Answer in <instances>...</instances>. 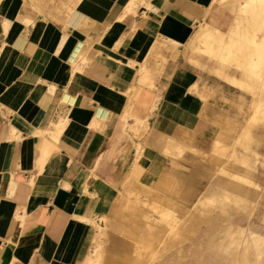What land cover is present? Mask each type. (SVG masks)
<instances>
[{
    "label": "crops",
    "instance_id": "obj_1",
    "mask_svg": "<svg viewBox=\"0 0 264 264\" xmlns=\"http://www.w3.org/2000/svg\"><path fill=\"white\" fill-rule=\"evenodd\" d=\"M45 1L41 11L0 0V264H99L101 246L91 252L90 242L104 201L136 167L141 184L154 164L179 171L176 159L153 155L151 135L200 133L202 70L181 47L199 23L226 30L233 13L215 0ZM214 2L228 11L225 25ZM211 78L247 105L245 92ZM216 115L218 126L232 117Z\"/></svg>",
    "mask_w": 264,
    "mask_h": 264
},
{
    "label": "bare ground",
    "instance_id": "obj_2",
    "mask_svg": "<svg viewBox=\"0 0 264 264\" xmlns=\"http://www.w3.org/2000/svg\"><path fill=\"white\" fill-rule=\"evenodd\" d=\"M31 1H33L36 8L41 11H44L48 6L45 0ZM215 1L228 8L233 13L230 24L226 30H219L207 22L199 23L186 42V44L188 43L190 46L189 50L184 48L185 50H183L181 54L188 60L187 62L195 63L200 71L204 69L210 71L214 76L226 81L230 86L245 91L246 94L251 97V102L247 104V109L240 107V109L243 110V114L245 113L246 115L242 114V116H240L231 141L224 142L217 139L220 136V127L218 126L216 136L213 137L215 147L214 149L212 147V150L220 155L226 152L225 150L228 148H231V151L221 156L226 157L224 160H221L218 155L212 157L213 159H211V161L214 162L211 163H216L218 174L212 175L211 178L208 179V185L203 187V189L200 188L198 194H196L194 200H192L191 207L196 210L199 215L198 217L193 216V220H189V223L186 224V222H183L181 224V228L188 230L190 234L188 237L184 234H182V236L186 239L193 237L195 233H197L199 225L203 224L209 242H211L218 233H224V240L227 241L229 247L228 255L232 258L231 263L246 264L245 262H248L247 264H264V236L262 234H257L251 227H247L245 228L246 233L242 236L243 226L238 223H236L238 229L236 233H233L234 222L225 225L223 227L224 231L222 228L219 229V226L215 224L216 220L221 222L225 219L228 220L232 215L231 211L235 214L242 213L249 218V208L251 207V209H253L261 196V191L258 187L259 184L254 178L256 175L259 176L260 173L255 166L257 164L258 168L259 165L264 166V154L259 153V157L256 154L253 158V163L255 162V165L252 164L251 166L248 162L249 155L247 151L251 150V147L260 144L264 135V0ZM62 6L66 7L67 4L63 1ZM197 41L202 45L196 44ZM145 74L148 76L147 72L144 70L141 76L143 77ZM144 79L141 81L148 80V78L146 80ZM197 81L196 77L193 80V84ZM142 83L145 82H141V84ZM135 88L137 89V87ZM256 128L259 129L254 130ZM153 146L160 151L159 154L163 153L164 157L169 156L174 159L183 156L186 149L194 150L193 144L183 142L163 132L160 133ZM139 149L140 146L137 147L136 152L141 154ZM190 155L192 156V154ZM195 159L194 161L197 162ZM209 160L208 162L210 163ZM202 161L200 160V162ZM223 162H229L230 164L228 166L227 163V167H224L223 164V167L219 168L220 164ZM235 179H238L239 182H236L237 180L235 181ZM210 183L212 187H209ZM143 187L144 186H142V188ZM167 203V206L159 214V219L152 221L150 224V222L148 223V221L144 219L145 213H143V215L139 214L140 222L145 220L147 225L156 228L160 221H169L172 216H177L179 210L184 209L176 200ZM181 215H184V212ZM219 215L221 217H219ZM181 217L183 218V216ZM174 218L170 223L173 222L174 225L172 227L175 226V229L178 230L180 227ZM260 223L264 224V215L260 217ZM178 236L180 237V235ZM220 242L221 239L219 240V243ZM85 264H97V262L87 260ZM171 264L178 263L173 262Z\"/></svg>",
    "mask_w": 264,
    "mask_h": 264
},
{
    "label": "rangeland",
    "instance_id": "obj_3",
    "mask_svg": "<svg viewBox=\"0 0 264 264\" xmlns=\"http://www.w3.org/2000/svg\"><path fill=\"white\" fill-rule=\"evenodd\" d=\"M214 3L215 12L218 13V18L222 20L225 25L230 19L224 15V13L228 11L227 9L222 8V6L216 2ZM196 44H199L198 41ZM184 48L189 50V44L185 43L183 50H185ZM189 64L194 69L198 67L193 62ZM199 70L200 69H197V71ZM200 73L201 77L199 78V86L203 89V95H201V93L200 98L206 103V107L202 110L200 115V133L193 131L190 134L180 135L179 137L183 142L192 143L194 145L195 151L186 149L184 152L185 156L183 155L176 157V163L178 166H175V168L180 172L171 171L172 169H170L171 167L169 166L162 170H158L159 165L154 164V167L151 171L152 180L148 184H141L138 182L141 168L136 167L134 170L135 173L132 177L134 179L133 183H125L120 194H111V196L104 201L103 213L99 215L94 221L96 224L102 226L103 229L99 235L94 237L93 242L92 240L90 242V246L92 245L90 250L91 252L97 245L101 246L99 264H171L175 261H182L183 264H234V262H229V259L231 261L232 258L228 255L229 247L227 241L224 240V233H218L216 237L212 239L211 242H209L207 239L205 226L200 224L197 233H195L193 237L186 239L182 236V234H184L188 237L190 234L188 230L181 228V224L183 222H186L187 224L190 222L189 220H193V216L198 217L199 215L197 214L198 212L191 207L192 200L195 198V189H203V187L208 185V179L211 178L212 175L218 174L217 167L215 165L216 163H211L214 162L211 161V159H213L212 157L218 155L221 160H224L226 157L221 156L231 151V148H228L225 150L226 152H223L222 155H220L218 153L216 154L212 150V147L213 149L215 147L212 137L216 136L215 130L217 131L218 125L222 119L221 116L216 115V111H220L222 113L226 112L232 116L231 118L227 117L226 124L219 126L220 136L217 139L224 142L231 141L233 137L235 127L241 115L238 111L243 114V110H241L240 107L236 105L237 103L231 102V99L234 97L225 91L227 86L223 84L220 86H214L213 84L215 83L211 78V76L214 74L210 71L202 70ZM222 81L226 82L224 80ZM207 82L212 83L214 87L206 86ZM187 88L191 91L198 90V88L194 86ZM234 89L238 91V94L245 92L237 88ZM204 93L206 95H204ZM178 98L179 97H175V100H179ZM250 102L251 97L248 95L247 104H250ZM243 108L247 109L248 105ZM258 129L259 128H256L254 130ZM150 135L151 134H149V136ZM157 138L158 137L155 133H153L151 138H149L150 145L154 150L153 155L163 156V158L166 161L168 160V163L170 164V161L173 159V157H164L163 153L159 154L160 151H158L156 147L152 146V144L157 141ZM251 148L252 149L248 150L247 153L249 155V165L252 166V164L255 165V162L253 163V158L256 156V154L258 157L259 153L264 154V135L260 144ZM136 153L137 157H139L140 154L138 152ZM190 154H192V156ZM188 157L189 160L191 159L190 161L188 160ZM194 159L197 162H195ZM199 159L203 161L200 162ZM176 163L174 162V165ZM227 163L229 166V162H223L220 164L219 168L223 166L227 167ZM183 165L188 167H184ZM255 167L260 172L259 176L256 175L254 180L259 184L258 187L261 191V196L258 199L256 206L253 209H251V207L249 208V218L244 216L242 213L239 215L236 214L235 220L240 225H243L242 236L246 233L245 228H247L249 223L254 230L258 231L256 232L257 234L264 235V224L260 223V217L264 215V166L259 165L258 168L257 164ZM190 171L196 174L197 179L198 177L200 178L198 183L192 184V181L188 179L187 176H185L188 175L187 173ZM235 181L239 182L238 179H235ZM142 186H144V189ZM209 187H212L211 183L209 184ZM173 200L178 201L184 208L179 210L180 213L177 212L176 217L172 216L169 221H160L158 227L156 228L154 226L150 227L146 224V221H148V223L150 222L151 224L152 221L159 219V214L167 206V202H172ZM183 212L184 215H187H181ZM231 212L232 215L228 220L225 219L222 222L216 220L215 224L219 226V229L222 228L223 230L225 225H229L232 217L235 215L233 211ZM143 213H145V217H143L146 219V221L144 220L140 222L139 214L143 215ZM180 215L183 216V218ZM219 217L221 216L219 215ZM173 218L180 227L178 230L175 229V226L172 227L174 225L173 222L170 223ZM108 221L113 224V227L106 226ZM233 229V233H236L238 230L236 223L233 224ZM178 235H180L182 239ZM220 239L221 242L219 243ZM245 263L247 264L248 262Z\"/></svg>",
    "mask_w": 264,
    "mask_h": 264
}]
</instances>
